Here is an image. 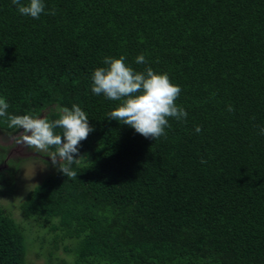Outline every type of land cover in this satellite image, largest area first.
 I'll return each mask as SVG.
<instances>
[{
    "label": "trees",
    "instance_id": "16d2710c",
    "mask_svg": "<svg viewBox=\"0 0 264 264\" xmlns=\"http://www.w3.org/2000/svg\"><path fill=\"white\" fill-rule=\"evenodd\" d=\"M44 3L34 19L0 0V97L9 114L49 120L76 104L94 131L76 178L56 168L19 205L47 228L36 254L47 264H264V0ZM121 55L181 87L188 115L169 119L166 138L109 120L120 102L91 91L94 69ZM19 130L0 117L1 132ZM16 168L0 174L7 192ZM21 224L0 207V264H27Z\"/></svg>",
    "mask_w": 264,
    "mask_h": 264
},
{
    "label": "clouds",
    "instance_id": "9594fccd",
    "mask_svg": "<svg viewBox=\"0 0 264 264\" xmlns=\"http://www.w3.org/2000/svg\"><path fill=\"white\" fill-rule=\"evenodd\" d=\"M17 11L23 16L39 19L45 13L44 0H12ZM47 14L55 15L56 10L50 9ZM126 57H105L104 65L94 69L91 91L95 95H103L113 101H119L108 114L109 120H117L121 124L133 128L136 133L153 140L166 138V128L171 127L170 118L184 121L187 111L177 105L176 101L182 91L178 84L173 83L167 73L155 72L151 67L137 71L126 62ZM136 64H147L146 57L140 54ZM9 104L0 97V117H7L10 129H21L16 138L17 145L27 146L37 151L48 152L50 148L51 164L63 175L76 178L77 172L72 165L82 157L79 154L81 142L94 131L89 117L82 108L73 104L71 109L62 107L59 117L55 120L33 116L31 114L12 115L8 113ZM232 112V106H228ZM56 129H60L59 132ZM195 131H202L196 126ZM264 135V128H261ZM64 163H61V162ZM201 163H207L202 157Z\"/></svg>",
    "mask_w": 264,
    "mask_h": 264
},
{
    "label": "rangeland",
    "instance_id": "374dc122",
    "mask_svg": "<svg viewBox=\"0 0 264 264\" xmlns=\"http://www.w3.org/2000/svg\"><path fill=\"white\" fill-rule=\"evenodd\" d=\"M21 132L22 130H19L11 134L0 131V146L5 148L7 147L8 151V153L6 151L7 155L5 157V163H2L1 169H6L8 167V164H6L8 160H13V163L18 162V167H15L17 170L14 171V173H11L13 178H15L14 189L10 192H6L5 190L6 193H3L2 196L0 195V207H3L15 220L22 223L21 226L24 233V247L27 252V264H47L43 257L36 254L42 249L41 242H43L45 237L44 235L47 233V228L45 225H42L33 219H25L22 217L19 205L24 199L26 192L33 189L34 186L40 184L42 180L48 174L53 173L57 167L52 166L51 163L43 162L39 157L41 151H37L27 146L22 150V152H20L24 154L23 156L17 154L15 156L8 157L11 150H13L16 146H19L16 144L14 148L9 149L13 146L10 143L15 142ZM1 153L5 154L4 152ZM11 168L13 167L11 166ZM56 253L60 257H63L64 255L61 248H59Z\"/></svg>",
    "mask_w": 264,
    "mask_h": 264
},
{
    "label": "flooded vegetation",
    "instance_id": "af4514ba",
    "mask_svg": "<svg viewBox=\"0 0 264 264\" xmlns=\"http://www.w3.org/2000/svg\"><path fill=\"white\" fill-rule=\"evenodd\" d=\"M15 140V139H14ZM10 144H12L13 146H11V148H9V149H12V148H14L15 147V145L17 144L16 143V141L15 142H13V143H10ZM20 147H22L21 145H19V146H16L13 150H19L20 149ZM24 148H26V146H24ZM23 148V149H24ZM8 149V150H9ZM22 149V150H23ZM6 151H7V147L5 148V147H2V146H0V174H1V172L2 173H4L5 175H9L8 174V171L7 170H9V169H11V166L13 167V168H15V166L18 164V162L17 163H13V160H8L7 162H6V164H8V167L6 168V169H1L2 167H1V165H2V163L4 162L5 163V157H6ZM1 152H4L5 154H3V153H1ZM7 153H8V151H7ZM2 180H0V195L2 196L3 195V193H6L5 192V190H4V188L2 187L3 185H2V182H1Z\"/></svg>",
    "mask_w": 264,
    "mask_h": 264
},
{
    "label": "water",
    "instance_id": "95a60500",
    "mask_svg": "<svg viewBox=\"0 0 264 264\" xmlns=\"http://www.w3.org/2000/svg\"><path fill=\"white\" fill-rule=\"evenodd\" d=\"M23 148H24V146L20 147L19 150H11V152H10L9 155H8V157L15 156V155H17V154L23 156L24 154L20 153V152H22V149H23Z\"/></svg>",
    "mask_w": 264,
    "mask_h": 264
}]
</instances>
